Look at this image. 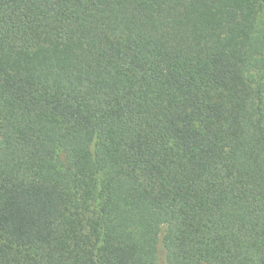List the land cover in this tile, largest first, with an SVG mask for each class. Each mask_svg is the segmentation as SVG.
Instances as JSON below:
<instances>
[{
	"label": "trees",
	"instance_id": "trees-1",
	"mask_svg": "<svg viewBox=\"0 0 264 264\" xmlns=\"http://www.w3.org/2000/svg\"><path fill=\"white\" fill-rule=\"evenodd\" d=\"M0 264H264V0H0Z\"/></svg>",
	"mask_w": 264,
	"mask_h": 264
}]
</instances>
